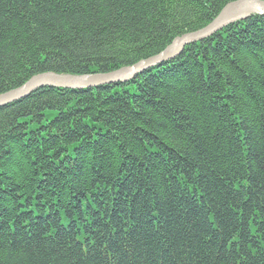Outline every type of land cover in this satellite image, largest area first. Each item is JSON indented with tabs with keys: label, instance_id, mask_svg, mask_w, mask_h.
Returning <instances> with one entry per match:
<instances>
[{
	"label": "trees",
	"instance_id": "1",
	"mask_svg": "<svg viewBox=\"0 0 264 264\" xmlns=\"http://www.w3.org/2000/svg\"><path fill=\"white\" fill-rule=\"evenodd\" d=\"M235 1L0 0V95L134 66ZM0 264H264V16L0 107Z\"/></svg>",
	"mask_w": 264,
	"mask_h": 264
},
{
	"label": "water",
	"instance_id": "2",
	"mask_svg": "<svg viewBox=\"0 0 264 264\" xmlns=\"http://www.w3.org/2000/svg\"><path fill=\"white\" fill-rule=\"evenodd\" d=\"M254 13H262L264 15V1L236 0L219 18L212 21L206 27L174 38L159 54L142 60L134 66L124 67L105 74H92L86 76L68 77L52 73L35 76L21 87L0 95V107L16 102L44 87L81 90L110 85L117 82L125 83L143 71L177 57L187 45L207 39L228 25L244 21Z\"/></svg>",
	"mask_w": 264,
	"mask_h": 264
},
{
	"label": "bare ground",
	"instance_id": "3",
	"mask_svg": "<svg viewBox=\"0 0 264 264\" xmlns=\"http://www.w3.org/2000/svg\"><path fill=\"white\" fill-rule=\"evenodd\" d=\"M234 3V2H233ZM252 16H264L262 13L261 14H259V13H254V14H251L248 18H250V17H252ZM248 18H246L245 20H247ZM244 20V21H245ZM193 44V43H192ZM89 75V74H88ZM61 76H64V75H61ZM83 76H86V75H83ZM104 86V85H103ZM95 88H97V87H95ZM15 90V89H14ZM67 90H72V89H67ZM11 91H13V90H11ZM11 104V103H10ZM8 105V104H7ZM251 223H249V222H247L246 223V226H248L249 227V225H250ZM232 244V243H231ZM232 245H234V244H232Z\"/></svg>",
	"mask_w": 264,
	"mask_h": 264
},
{
	"label": "rangeland",
	"instance_id": "4",
	"mask_svg": "<svg viewBox=\"0 0 264 264\" xmlns=\"http://www.w3.org/2000/svg\"><path fill=\"white\" fill-rule=\"evenodd\" d=\"M217 33V32H216ZM214 35V34H213ZM47 118L51 119L53 117V113L52 112H48L46 114Z\"/></svg>",
	"mask_w": 264,
	"mask_h": 264
}]
</instances>
